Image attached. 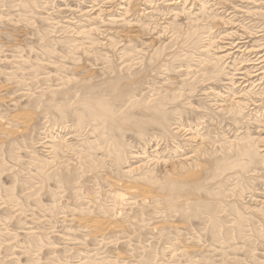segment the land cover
Masks as SVG:
<instances>
[{
	"label": "rangeland",
	"instance_id": "obj_1",
	"mask_svg": "<svg viewBox=\"0 0 264 264\" xmlns=\"http://www.w3.org/2000/svg\"><path fill=\"white\" fill-rule=\"evenodd\" d=\"M263 58L264 0H0V264H264Z\"/></svg>",
	"mask_w": 264,
	"mask_h": 264
},
{
	"label": "bare ground",
	"instance_id": "obj_2",
	"mask_svg": "<svg viewBox=\"0 0 264 264\" xmlns=\"http://www.w3.org/2000/svg\"><path fill=\"white\" fill-rule=\"evenodd\" d=\"M81 1V0H80ZM106 1V0H105ZM132 2V1H131ZM107 5V4H106ZM97 6V5H96ZM205 6V5H204ZM203 7V6H202ZM202 10H203V8H202ZM205 10V9H204ZM105 11V10H104ZM109 11V10H108ZM147 11V10H146ZM188 12V11H187ZM201 12V11H200ZM20 13V12H19ZM215 16V15H214ZM241 16V15H240ZM125 17V16H124ZM98 19V18H97ZM71 21V20H70ZM95 22V21H94ZM132 23V22H131ZM92 25V24H91ZM102 47V46H101ZM226 53V52H225ZM221 54H222V52H221ZM216 57H217V55H216ZM218 58V57H217ZM223 59V58H222ZM264 59V58H263ZM218 60V59H217ZM253 63H259V61H257V62H254V60H253ZM262 64H264V62H262ZM261 64V65H262ZM263 67H264V65H263ZM253 69V68H252ZM258 69V68H257ZM263 69V68H262ZM253 71H255V70H253ZM262 74H264V73H262ZM261 74V75H262ZM260 75V76H261ZM247 76V75H246ZM249 76H250V74H249ZM250 78V77H249ZM255 85V84H254ZM257 88V87H256ZM248 96V95H247ZM235 101V100H234ZM244 103V102H243ZM263 107V106H262ZM102 108V107H101ZM102 109H106L105 107L104 108H102ZM223 109V108H222ZM100 110V109H99ZM89 111V110H88ZM236 111V110H235ZM90 112V111H89ZM105 113H102V115H101V117H109V115H111L108 111H104ZM99 115H100V113H99ZM98 115V116H99ZM232 115V114H231ZM90 118V117H89ZM99 118V117H98ZM79 119V118H78ZM111 119V118H110ZM89 120H91V119H89ZM106 120V119H105ZM107 121H105V123H106ZM98 124V123H97ZM100 124V123H99ZM1 126V125H0ZM105 126V125H104ZM27 128V127H26ZM95 128V127H94ZM102 128H103V126H102ZM2 129V127H0V130ZM81 129V128H80ZM87 132V131H86ZM54 138V137H53ZM63 138V137H62ZM69 140V139H68ZM90 141V140H89ZM244 149H246L247 151H248V153H249V150L245 147ZM243 149V150H244ZM233 150V149H232ZM243 150H241V151H243ZM258 150V149H257ZM245 151V150H244ZM255 151V150H254ZM147 152V151H146ZM241 153V152H240ZM247 153V154H248ZM253 153V152H252ZM254 153H256V152H254ZM258 153H261V152H258ZM244 154V153H243ZM250 154V153H249ZM254 155H256V154H254ZM253 155V156H254ZM259 156V155H258ZM264 156V155H263ZM228 159V158H227ZM255 159V158H254ZM228 162V161H227ZM237 162V161H236ZM249 162H250V160H249ZM232 163H230V165H231ZM233 164H234V162H233ZM81 165V164H80ZM141 165V164H140ZM226 166H227V164H226ZM229 166V165H228ZM223 167V166H222ZM234 167V166H233ZM134 168V167H133ZM245 168H247V167H245ZM83 170V169H82ZM61 172V171H60ZM98 181V180H97ZM123 188L125 189V191L129 194V193H131V194H133V196L134 195H139V194H142L143 195V191H142V189H140V188H138V187H130V186H123ZM71 194V193H70ZM134 197H136V196H134ZM64 200V199H63ZM2 202V201H1ZM6 207V206H5ZM30 210V209H29ZM101 217V216H100ZM108 217V216H107ZM82 225L86 228V229H88L89 231H91L93 234H95L96 236H98V237H101V238H103V236H105L107 233H108V231H110L111 229H113V228H117L116 226H114V225H112V224H110V223H108V222H101V221H96V220H87V221H84L83 223H82ZM209 226V225H208ZM33 231V230H32ZM36 231V230H35ZM119 238V237H118ZM104 240V239H103ZM205 245V244H204ZM175 246V245H174ZM185 246V245H184ZM183 246V247H184ZM144 247V246H143ZM185 249V248H184ZM203 249V248H202ZM187 250V249H186ZM172 253V252H171ZM122 254V253H121ZM116 256V255H115ZM169 258V257H168ZM118 261V260H117Z\"/></svg>",
	"mask_w": 264,
	"mask_h": 264
}]
</instances>
